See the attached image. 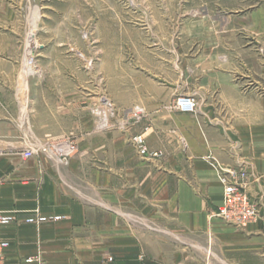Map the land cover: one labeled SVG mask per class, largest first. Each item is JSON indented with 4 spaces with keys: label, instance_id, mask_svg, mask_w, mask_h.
<instances>
[{
    "label": "crops",
    "instance_id": "obj_1",
    "mask_svg": "<svg viewBox=\"0 0 264 264\" xmlns=\"http://www.w3.org/2000/svg\"><path fill=\"white\" fill-rule=\"evenodd\" d=\"M212 9L216 25L207 27V12L189 28H201L203 40L235 44L194 57L204 64L192 69H203L202 116L160 115L154 98L133 129L161 158L139 159L126 134L99 135L93 115L77 117L87 140L67 165L25 158L24 142L14 139L26 130L12 128L2 105H13L0 97V209L17 214L1 230L9 242L4 264H196L189 255L210 246L219 264H264V94L256 92L264 90V0H212L205 10ZM208 57L216 63L206 65ZM31 127L30 138L53 134ZM234 167L251 174L248 193L258 204L259 220L242 229L212 216L222 199L221 171ZM36 210L61 220L25 224Z\"/></svg>",
    "mask_w": 264,
    "mask_h": 264
},
{
    "label": "rangeland",
    "instance_id": "obj_2",
    "mask_svg": "<svg viewBox=\"0 0 264 264\" xmlns=\"http://www.w3.org/2000/svg\"><path fill=\"white\" fill-rule=\"evenodd\" d=\"M211 2L0 0V97L13 105H2L14 118L9 123L12 128L26 130L27 137L23 134L14 139L24 142L23 156L46 157L67 165L79 156L87 140L78 133L77 117L93 115V127L99 135L109 131L126 134L139 159L161 158L162 153L148 151L143 134L133 132L145 117L143 103L160 99V115L202 116L197 78L203 69H192L194 64H204L201 58L193 62L194 57L203 50L215 51L216 46L226 52L234 49V42L203 40L201 28L194 32L189 28L208 19L207 12L211 15L207 27L213 22L216 25L212 18L217 11L205 10ZM212 59H205L206 65H214ZM257 81L260 83L262 77ZM256 92L264 94L263 89ZM180 97L194 99L196 111H179L176 101ZM31 124L40 132L49 129L53 134L30 138ZM138 136L143 138L146 156L139 154L133 141ZM63 142L74 150L57 156L60 160L44 151L55 153ZM179 143L186 149L183 139ZM85 158L89 160V155ZM227 170L221 171L222 191L221 180ZM215 213L212 216L219 219ZM189 256L196 264L223 262L211 246L204 251L195 249Z\"/></svg>",
    "mask_w": 264,
    "mask_h": 264
},
{
    "label": "built area",
    "instance_id": "obj_3",
    "mask_svg": "<svg viewBox=\"0 0 264 264\" xmlns=\"http://www.w3.org/2000/svg\"><path fill=\"white\" fill-rule=\"evenodd\" d=\"M176 106L183 113H193L196 111V102L190 97H180L176 101ZM134 143L138 147L139 154L147 155L146 147L141 136L134 138ZM74 147L67 142L56 146L55 153L51 149L44 150L52 158L59 159L63 154L72 152ZM60 160V159H59ZM251 174L240 168L227 170L221 182L223 185L222 202L217 207L215 216L228 225L238 229L245 228L247 225L256 223L259 220L256 203L248 193L251 183ZM61 220L60 217H46L37 210L23 219L25 224L40 226L48 222ZM17 221L15 212H6L0 209V264H4L5 252L9 247V242L1 236V230ZM35 259L27 258L26 263H33Z\"/></svg>",
    "mask_w": 264,
    "mask_h": 264
}]
</instances>
